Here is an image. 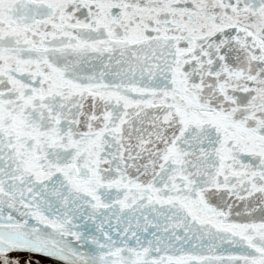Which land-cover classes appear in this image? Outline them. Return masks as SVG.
<instances>
[{
  "label": "snow or ice",
  "instance_id": "1",
  "mask_svg": "<svg viewBox=\"0 0 264 264\" xmlns=\"http://www.w3.org/2000/svg\"><path fill=\"white\" fill-rule=\"evenodd\" d=\"M36 257L264 264V0H0V264Z\"/></svg>",
  "mask_w": 264,
  "mask_h": 264
},
{
  "label": "rangeland",
  "instance_id": "2",
  "mask_svg": "<svg viewBox=\"0 0 264 264\" xmlns=\"http://www.w3.org/2000/svg\"><path fill=\"white\" fill-rule=\"evenodd\" d=\"M21 257V256H20ZM27 258V257H26ZM25 257L23 258V257H21V259H26ZM42 264H51V262L50 261H42Z\"/></svg>",
  "mask_w": 264,
  "mask_h": 264
}]
</instances>
